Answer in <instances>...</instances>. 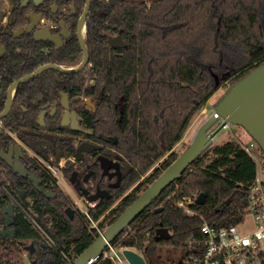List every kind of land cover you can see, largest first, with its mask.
<instances>
[{"label":"trees","instance_id":"obj_1","mask_svg":"<svg viewBox=\"0 0 264 264\" xmlns=\"http://www.w3.org/2000/svg\"><path fill=\"white\" fill-rule=\"evenodd\" d=\"M149 1L117 2L113 31H123L127 46L111 50L101 36L93 49L97 84L111 93L110 102L101 99L97 114L109 119L112 133L121 139L128 160L127 189L158 163L118 205L89 207L100 228L110 226L177 159L174 147L217 90L223 85L227 90L264 62V0ZM93 31L89 27L88 35ZM120 95L121 108L116 104ZM257 171V160L237 140L210 145L112 245L140 252L148 264L165 247L186 251L190 240H202L204 221L237 223ZM175 192L179 198L205 193V203L188 205L191 214L172 202ZM67 205L49 202L45 211L38 206L45 221H54L49 232L56 245L40 248L32 264H70L99 237L90 218L79 210L70 218ZM159 227L168 228L171 237L155 240ZM22 232L37 235L31 225ZM185 257L157 264H186ZM93 264L115 263L102 255Z\"/></svg>","mask_w":264,"mask_h":264},{"label":"flooded vegetation","instance_id":"obj_2","mask_svg":"<svg viewBox=\"0 0 264 264\" xmlns=\"http://www.w3.org/2000/svg\"><path fill=\"white\" fill-rule=\"evenodd\" d=\"M124 1L141 0H0V264H32L56 245L38 206L66 202L73 218L76 198L114 207L142 182L127 189L121 139L97 114L111 93L97 84L93 49L101 36L111 50L127 46L111 19ZM118 35L125 46L109 42ZM27 225L35 237L24 236Z\"/></svg>","mask_w":264,"mask_h":264},{"label":"water","instance_id":"obj_3","mask_svg":"<svg viewBox=\"0 0 264 264\" xmlns=\"http://www.w3.org/2000/svg\"><path fill=\"white\" fill-rule=\"evenodd\" d=\"M90 4L91 0H87V5L89 6ZM81 25L83 26V21ZM81 42L83 48L87 52L84 42ZM109 42L114 47L126 45L121 35L110 37ZM215 78L216 85L219 86V77L215 75ZM23 80L24 79L20 80L18 83ZM214 108L215 111L199 127L190 145L110 226L106 228L103 234L99 235V237L70 264H93L100 258L107 244L112 242L122 231L128 230L133 220H135L171 182L179 178L183 171L212 145L216 134L230 123L242 126L250 134L251 138L257 142L264 153V62L232 84L219 98ZM218 121L219 123L217 126L209 131ZM205 199L206 194L200 193L197 197V203L204 204ZM161 210L162 207L157 208L156 212ZM170 237L171 232L168 228L160 227L156 230L155 240L159 241L161 238L169 239ZM123 254L129 264H148L143 255L132 248H124Z\"/></svg>","mask_w":264,"mask_h":264},{"label":"built area","instance_id":"obj_4","mask_svg":"<svg viewBox=\"0 0 264 264\" xmlns=\"http://www.w3.org/2000/svg\"><path fill=\"white\" fill-rule=\"evenodd\" d=\"M257 142L251 139L243 144L247 152L254 155ZM198 194L179 198L175 192L170 198L178 207H187L197 203ZM79 211L86 214L91 221V226L97 228L99 235L105 228H100L98 222L93 221L89 214L90 206L75 200ZM240 227H247L241 231ZM202 240H190L186 248V264H264V173L258 165L257 176L248 189L247 201L239 213L237 223L218 226L209 221H204L201 226ZM196 244L195 251L192 246ZM126 247H115L108 243L103 256L111 258L115 264H129L123 254Z\"/></svg>","mask_w":264,"mask_h":264},{"label":"rangeland","instance_id":"obj_5","mask_svg":"<svg viewBox=\"0 0 264 264\" xmlns=\"http://www.w3.org/2000/svg\"><path fill=\"white\" fill-rule=\"evenodd\" d=\"M225 91H226V85L221 86L217 90V92L210 98L206 107L204 109H202L198 114L195 115L190 126L186 130L182 140L180 142H178L176 144V146L174 147V150L177 151L178 156L190 145V143L194 139L199 127L205 122V120L207 118H209V116L211 114H213V112L215 111L214 105L219 100V98L224 94ZM219 121L217 123H215L209 129V131H211L213 128H215V126H217ZM251 139L252 138H251L250 134L242 126L230 123L228 126L224 127L223 129H221L216 134V136L213 139L212 145L222 144V143L229 141V140H237L241 144H245V143L250 142ZM254 155L256 157L258 165L260 166V168L262 169V171L264 173V153H263V151L259 145L254 148ZM156 165H158V163H156L145 174H143L135 184L137 185L138 182L143 181V178L145 176H147L150 172H152ZM129 190H130V188H129ZM75 198H76V196H74V200H75ZM246 228L247 227H240L241 231H244ZM185 254H186L185 249H179V250L177 249L176 250L173 248L165 247L162 249L161 253L159 255L155 256L154 258H152L151 261L154 264H157L161 261H163V262H165V261H167V262L180 261L181 259L184 258Z\"/></svg>","mask_w":264,"mask_h":264}]
</instances>
